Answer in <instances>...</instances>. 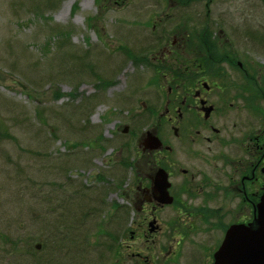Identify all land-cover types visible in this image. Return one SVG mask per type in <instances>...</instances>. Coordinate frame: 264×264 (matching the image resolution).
Returning a JSON list of instances; mask_svg holds the SVG:
<instances>
[{
  "label": "rangeland",
  "instance_id": "rangeland-1",
  "mask_svg": "<svg viewBox=\"0 0 264 264\" xmlns=\"http://www.w3.org/2000/svg\"><path fill=\"white\" fill-rule=\"evenodd\" d=\"M183 3L0 0V264H108V229L137 220L121 206L158 32L223 29L264 64V0Z\"/></svg>",
  "mask_w": 264,
  "mask_h": 264
},
{
  "label": "flooded vegetation",
  "instance_id": "flooded-vegetation-1",
  "mask_svg": "<svg viewBox=\"0 0 264 264\" xmlns=\"http://www.w3.org/2000/svg\"><path fill=\"white\" fill-rule=\"evenodd\" d=\"M204 17L206 27L233 21ZM187 28L169 40L158 32L151 51L153 92L142 114L155 125L131 148L135 185L130 207L121 206L137 220L108 229V264H215L230 228L264 215V64L225 50L232 37L223 29ZM161 170L170 204L154 189Z\"/></svg>",
  "mask_w": 264,
  "mask_h": 264
},
{
  "label": "water",
  "instance_id": "water-1",
  "mask_svg": "<svg viewBox=\"0 0 264 264\" xmlns=\"http://www.w3.org/2000/svg\"><path fill=\"white\" fill-rule=\"evenodd\" d=\"M128 128L126 126L124 132H128ZM148 139L150 146H161L157 136L148 135ZM163 172L161 170L157 176L154 189L164 203L170 204L173 202L168 191L170 184L167 173L163 175ZM260 209L264 214V199ZM224 244L216 253L215 264H264V215L249 226L236 225L230 228ZM236 245L239 248H233Z\"/></svg>",
  "mask_w": 264,
  "mask_h": 264
},
{
  "label": "trees",
  "instance_id": "trees-1",
  "mask_svg": "<svg viewBox=\"0 0 264 264\" xmlns=\"http://www.w3.org/2000/svg\"><path fill=\"white\" fill-rule=\"evenodd\" d=\"M41 3H43V2L41 1ZM182 3H183V0H182ZM65 32H66L65 35L68 36V32H67V31H65ZM62 36H63V35H62ZM63 39H65L64 36H63ZM83 57H84V56H83ZM83 68H84V67H83ZM84 69H85V68H84ZM1 238H2V237H1ZM35 244H36V245H35V249H36V250H41V249H42L43 245H42V242H41L40 240H38ZM21 245H22V243L20 244V246H21ZM36 250H35V251H36ZM28 251H30V250H28ZM37 261H38L39 263H34V262H33L32 264H41V262H40L41 260H40V259H37Z\"/></svg>",
  "mask_w": 264,
  "mask_h": 264
}]
</instances>
